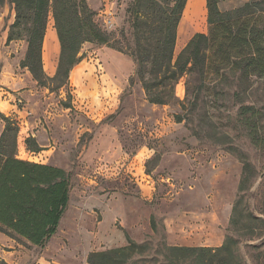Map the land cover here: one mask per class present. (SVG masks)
Masks as SVG:
<instances>
[{
	"label": "rangeland",
	"instance_id": "374dc122",
	"mask_svg": "<svg viewBox=\"0 0 264 264\" xmlns=\"http://www.w3.org/2000/svg\"><path fill=\"white\" fill-rule=\"evenodd\" d=\"M133 1L88 0V5L102 30L132 45L128 8ZM248 1L222 0L221 9ZM205 10L199 26L193 22V9L184 12L176 55L196 33L208 34L206 0ZM14 20V7L6 0L0 9V93L10 94L11 101L0 100V136L2 115L17 119V158L64 169L71 175V191L59 231L44 248L22 245L0 233V258L6 263L41 264L46 259L51 264H88L90 253L124 247L128 237L146 248L139 258L145 264H163L167 246L220 247L232 234L241 153L255 169L245 205L264 218V116L259 132L263 147H257L240 111L242 105L253 106L264 115V78L255 79L240 98L233 88L222 95L205 92L203 103L192 112L186 101L197 82L190 75L177 85V101L152 105L130 56L86 43L83 59L70 75V94L63 89L56 95L39 88L20 67L27 43H7ZM51 30L56 38L52 17L43 58L45 71L54 76L60 44ZM61 101L71 102V108ZM31 136L41 152H28L25 141ZM255 232L251 240L240 238V254L248 264H264V229Z\"/></svg>",
	"mask_w": 264,
	"mask_h": 264
},
{
	"label": "trees",
	"instance_id": "16d2710c",
	"mask_svg": "<svg viewBox=\"0 0 264 264\" xmlns=\"http://www.w3.org/2000/svg\"><path fill=\"white\" fill-rule=\"evenodd\" d=\"M188 1L134 0L128 8L133 43L124 45L99 27L88 0H9L15 20L7 43L26 41L27 50L20 67L31 74L39 88L56 95L63 89L70 94V75L83 59V46L94 43L116 48L134 60L135 76L152 105L177 101L176 87L190 75H195L197 82L186 101L192 112L203 103L205 92L222 95L233 88L234 96L240 98L255 79L264 78V0H249L226 11L221 9L222 0H206L208 34L196 33L176 55L178 29ZM5 3L6 0H0V9ZM51 17L60 44L54 76L46 73L43 59ZM133 83L132 79L130 84ZM61 105L66 109L72 106L66 101H61ZM240 111L252 144L263 147L259 132L264 115L253 106L242 105ZM2 117L5 127L0 136V233L22 245L44 248L58 233L68 209L71 175L56 166L17 158L19 122ZM176 118L183 121L181 116ZM255 118L258 122L253 123ZM25 143L29 153L42 151L35 137L27 138ZM240 157L243 170L240 195L230 221L232 234L216 248L167 246L163 264H248L240 254L243 243L240 238H254L256 229H264V218L249 212L245 205L255 169L243 153ZM145 250L128 237L126 246L92 252L87 261L145 264L143 258L139 259ZM260 258L261 255L257 260ZM0 264L8 263L0 258Z\"/></svg>",
	"mask_w": 264,
	"mask_h": 264
},
{
	"label": "bare ground",
	"instance_id": "6f19581e",
	"mask_svg": "<svg viewBox=\"0 0 264 264\" xmlns=\"http://www.w3.org/2000/svg\"><path fill=\"white\" fill-rule=\"evenodd\" d=\"M203 1V0H202ZM201 0H190L187 6V9H194L193 22L196 26H199L203 21V18L206 15V12L203 10V7L200 4ZM186 13V11H185ZM185 22V21H184ZM182 42L181 37L179 36L177 46Z\"/></svg>",
	"mask_w": 264,
	"mask_h": 264
},
{
	"label": "crops",
	"instance_id": "0c3cea01",
	"mask_svg": "<svg viewBox=\"0 0 264 264\" xmlns=\"http://www.w3.org/2000/svg\"><path fill=\"white\" fill-rule=\"evenodd\" d=\"M190 1V0H189ZM188 1V2H189ZM189 4V3H188ZM188 4H187V6H188ZM200 4H201V6L203 7V10L206 12V10H205V0H201V2H200ZM186 9H187V7H186ZM186 9H185V11H186ZM194 10V9H193ZM54 31L53 30H51V35H52V37H53V39H55V41L57 42V37L55 38L54 36H53V33ZM57 36V35H56ZM45 40H46V38H45ZM45 45V44H44ZM44 59V58H43ZM44 68H45V65H44ZM47 73V72H46ZM1 91H3V89H0ZM0 100L1 101H4V102H8L9 104H10V101H11V98H10V94H8V96H6V94L5 93H0ZM178 246V245H177ZM52 262H50V261H47L46 259L43 261V262H41V264H51Z\"/></svg>",
	"mask_w": 264,
	"mask_h": 264
}]
</instances>
